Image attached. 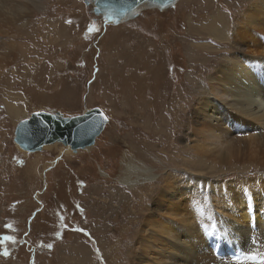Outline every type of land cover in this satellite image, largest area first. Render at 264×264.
Listing matches in <instances>:
<instances>
[{
    "label": "rangeland",
    "instance_id": "rangeland-1",
    "mask_svg": "<svg viewBox=\"0 0 264 264\" xmlns=\"http://www.w3.org/2000/svg\"><path fill=\"white\" fill-rule=\"evenodd\" d=\"M49 1L45 0L47 7L34 9L38 16L33 21L34 34H29L33 39L0 30V264H161L159 255L171 245V239L159 233L162 210L157 212L149 205L146 210L142 208V218H135L136 224L125 215L119 196L131 190L122 181L123 164L128 160L125 152L130 146L121 145L117 139L124 140L132 134L133 125L144 127V107L151 105L157 85L150 74L152 70L163 69L169 92L179 96L177 101L182 113L185 103L190 109L196 106L201 100V91L207 90L208 77L223 64L226 56L236 52L241 15L250 0H175L163 11L156 6L152 9L145 6L116 25L95 15L86 0ZM201 7L223 10L226 21L217 22L222 31L198 32L191 38L188 22L192 19L187 18L195 19L192 13ZM27 18L30 19L24 15L19 24L26 27ZM93 25L97 31L90 32ZM156 91L154 100L158 101L159 90ZM14 107L18 108L19 117L9 115V108ZM94 107L100 108L108 119L86 149L62 153L61 148L66 146L55 143L31 153L14 142L17 123L33 111L70 117ZM131 107L134 114L129 112ZM185 116L181 114L182 120L170 140L174 146L185 148L184 158L199 163L197 173L200 179H206V184L196 183L198 175L186 169L189 166L186 161L177 167L155 168L154 172L156 177L165 170L173 176L177 181L174 185L177 201L182 198L184 203L181 215L184 213L190 218L194 213L192 217L197 216L199 220V214L204 213L202 205L210 201L207 195L223 193L215 184L218 178L226 176L224 180L228 181L264 176V162L252 164L248 156H236L237 148L245 146L253 136L245 127L244 132L236 129L227 143L217 142L219 149L216 142L205 144L211 152H202L203 156L193 148V140L197 139ZM263 129L262 126L255 129V134L262 133ZM210 183H214L213 188ZM263 198L264 194L258 202L260 205ZM104 202L109 206L106 211L102 208ZM169 204L170 201L166 207ZM210 207L208 204V215L212 217ZM216 211L222 212V209L216 208ZM143 215L146 216L143 218ZM144 220L150 223L142 225ZM148 224L150 229H156L148 232L145 230ZM251 226L255 228L254 223ZM235 227L241 234L242 226ZM93 233L101 239L103 248L98 246L100 243L97 245ZM184 234L188 237L183 238ZM205 234L208 233L202 228L191 233L185 225L177 233L178 249L173 246V255L186 253L191 258L197 250L205 248L213 253L210 241L221 235L212 233L206 237ZM263 234L255 233L257 240H249V247L245 242L243 247L236 246L233 250L240 254L264 253ZM8 236L13 239L6 240ZM189 238L202 241L190 243ZM81 240L84 246L77 245ZM48 244L52 247L48 248ZM215 246L217 249L218 244ZM79 248L83 255L78 253ZM5 251L8 255H4ZM216 259L209 264H236L226 257L216 256Z\"/></svg>",
    "mask_w": 264,
    "mask_h": 264
},
{
    "label": "bare ground",
    "instance_id": "bare-ground-1",
    "mask_svg": "<svg viewBox=\"0 0 264 264\" xmlns=\"http://www.w3.org/2000/svg\"><path fill=\"white\" fill-rule=\"evenodd\" d=\"M52 1L55 2V0H50L49 2ZM145 6L152 9L154 3L144 1L132 8L129 14L134 11L139 12V10ZM40 7H42V9L43 7H47L45 0H0V30H4V33L7 31L15 33L19 35V37H24L25 39H33L34 37L29 34H34L33 21L35 22L34 18L38 16V13L34 12V9L38 10ZM159 10L162 9L159 8ZM192 14L195 19L187 18L189 20L192 19V21L188 22L190 25L189 29L192 30L191 38L196 36L198 32L214 33L217 30L222 31L219 29L220 25L217 22L220 20L223 22L224 20L226 21L225 12L221 9L201 7L193 11ZM262 14H264V0H250L248 7L244 9L243 15H241L240 22L242 27L236 52L226 56L223 60V64H220V66L215 69L214 73L208 77L207 90L203 89L201 91L202 101L200 100L196 106H193L191 109L190 106L185 103V112L182 113L181 104L177 101L179 96L169 92L167 80L163 77V69L152 70L150 74L157 85L155 86L153 98L150 101L151 105L149 107H144V127L140 128L133 125L132 134L124 140L117 139V142L121 145L126 143L130 146V149L125 152V157L128 160L123 164L124 176L122 181L127 184L131 190L123 192L119 196L120 201L123 200L122 206L125 215L131 218L130 220L132 223L136 224L135 218L139 216L142 218L140 211L142 208L146 210L149 208L147 207L149 205L157 212L162 210V216H160V225H162V228L159 230V233H162L167 239H171V245L163 250L164 253L159 255L158 261H161V264H209L211 261H215L216 256L214 251L212 253L209 247V251L207 248L197 250L191 258H189V255L186 253L182 256L173 255V246L174 249H178V247H176L179 243L177 233L185 225L190 229L191 233L197 228L200 230L202 228V230L208 234L216 233L221 235L210 241V243L218 244L217 249L220 251H224L226 247L232 250L236 246L243 247L245 242H247L245 246L249 247V240L254 239V234L259 233L261 235L264 232V228L262 227L264 224V201H262L263 205L258 203L262 200L264 194V176H244L245 178H241L240 180L228 181L224 180L226 176H223L222 179L218 178L215 184L217 188L223 190V193L217 191L216 193L210 192V195H207V198L210 200H207L209 202L208 204L209 206L211 205L210 209L212 208L211 212L213 210L212 217L208 215V204H205L202 205L204 213L199 214L200 216L198 218L200 219L198 220L196 218L197 216H195V219L192 217L194 213L189 216L190 218H187L184 213L181 215L180 208L184 206V203L182 198H179V201H177L178 192L174 191V187H176L174 185L177 181L173 179V176H170L165 170L164 173L156 177V173L154 172L155 168L161 167V170H163L164 166L177 167L178 164L183 165L184 161L189 165L186 169L191 171L193 175H196V173L200 171L198 170L200 168L199 163L184 158L187 152L185 148L174 146L170 140V135L174 133V129L182 120L181 114L183 116L186 115L184 118L188 120L191 133L196 136L195 138L197 140H193L195 143L193 144L195 146L193 148L197 149L200 154L210 151H208L209 148H205L208 147L205 146V144L210 145L214 142H222L221 145H223V143L228 142V137L235 133L236 129L237 132H244L243 128L245 127V129H248H246V131L253 132V136H250L249 140L244 143L245 146L242 145V142L245 141L240 142L242 143V147L237 148L236 156H248L252 164L259 161L264 162V129L262 133L255 134V129L261 126L264 128V20H262ZM24 15L30 18H27L26 27H23L25 25L19 24ZM104 15L106 17L105 13ZM186 16H189V14H186ZM64 27L61 28L63 29ZM4 33L2 32L1 34ZM14 58L12 59L13 63ZM160 79H162V83ZM156 90H159L160 99L158 101L154 100L157 94ZM9 112V115H11V117L14 116V118L20 115L17 107L9 108ZM129 112L134 114V108L131 107ZM100 133L94 137V140ZM249 134L251 135V133ZM240 136L242 135L240 134ZM233 137L234 136H232V138ZM232 138L230 141L234 143L235 140L233 141ZM236 142L237 141H235V144ZM16 145L19 147L17 143ZM50 145L51 144H48V146L45 145V147L49 148ZM219 145L220 144L217 146L218 149ZM89 146L81 149H86ZM225 146H229V143ZM61 149H64L62 153H67L69 152L70 145L62 147ZM210 149H212V147ZM197 151L195 150V152ZM224 151L225 150H223V152ZM133 152H138V154L136 155ZM180 153H182L181 156H178ZM218 153H220V151ZM232 154L235 155L234 153ZM202 155L198 156L202 157ZM209 157L211 158V156ZM215 157L216 156H214V158ZM137 161H140V163H135ZM136 164L141 165V167ZM249 166L250 165L247 167ZM197 175L195 179L196 183L201 182L200 184H206V179H200L199 177L201 175L199 173H197ZM133 178H135V180H133ZM143 180H147V182ZM209 186L213 188L214 183H210ZM207 192H209L208 189ZM168 201H170L171 204L166 207ZM255 204L259 205L255 206ZM107 205L105 202L102 203L104 211L109 208ZM216 208L222 209V212H217ZM96 214H98V212H96ZM216 215H218V217H216ZM145 216L146 215H143V218ZM146 222L149 221L144 220L142 225ZM251 223H254V229ZM148 225L149 228L145 229L148 232L151 231V229H156V227L150 229V224ZM156 225L159 224L156 223ZM213 225L215 227H213ZM236 225L242 226L241 229L243 231H241V234L238 233L239 230L235 227ZM154 230L153 232H155ZM141 233L143 235L144 230ZM147 234L149 235V233ZM94 235H96L97 238V245L100 243L98 246L103 248L101 239L97 234L93 233L92 236ZM184 237H188V235L184 234L183 238ZM148 241L147 239V242ZM194 241L201 242L202 239L189 238L190 243ZM77 245L84 246L85 244L81 240ZM81 248L84 249V247ZM79 252L82 254L80 248L78 249V253ZM104 253L107 254V250H104ZM250 253L253 252L250 251ZM151 260L153 259L151 258ZM220 262L222 261L220 260Z\"/></svg>",
    "mask_w": 264,
    "mask_h": 264
},
{
    "label": "water",
    "instance_id": "water-1",
    "mask_svg": "<svg viewBox=\"0 0 264 264\" xmlns=\"http://www.w3.org/2000/svg\"><path fill=\"white\" fill-rule=\"evenodd\" d=\"M144 1L154 3V6L163 9L175 0H86L85 3L92 6L95 15H101L106 22L116 25L124 19L133 17L137 11L130 14L129 11ZM101 113L103 111L98 107L70 117L60 113L33 111L29 117L17 124L14 142L21 149L31 153L53 143L70 145L72 151H77L78 148L91 145L94 137L103 129L107 120L103 119Z\"/></svg>",
    "mask_w": 264,
    "mask_h": 264
},
{
    "label": "snow or ice",
    "instance_id": "snow-or-ice-1",
    "mask_svg": "<svg viewBox=\"0 0 264 264\" xmlns=\"http://www.w3.org/2000/svg\"><path fill=\"white\" fill-rule=\"evenodd\" d=\"M68 22L70 23L71 21H68ZM89 31H90V32H92V31H97V29L95 28V25H93L92 28L89 29ZM101 115L103 116V119H104L105 121L108 119V117H107L106 115H104L103 113H101ZM213 227H215V226L213 225ZM5 239H6V240H11V239H13V237L8 236V237H5ZM47 247H48V248H51L52 245H51V244H48ZM4 255H8L7 251L4 252Z\"/></svg>",
    "mask_w": 264,
    "mask_h": 264
}]
</instances>
